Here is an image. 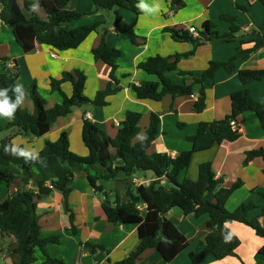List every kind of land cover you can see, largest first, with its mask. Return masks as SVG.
<instances>
[{
  "label": "trees",
  "instance_id": "trees-1",
  "mask_svg": "<svg viewBox=\"0 0 264 264\" xmlns=\"http://www.w3.org/2000/svg\"><path fill=\"white\" fill-rule=\"evenodd\" d=\"M71 1L37 0L46 15L45 19H40L34 15L30 1L23 0L20 3L18 0H0V21L10 27L14 40L23 54L32 53L37 44L59 51L75 49L90 34L98 32L100 41L91 53L95 61H101L110 68L106 86L98 90L93 98H88L83 94L85 74L79 69L63 72L59 78L49 79L50 93L57 95L59 102L46 108L45 99L38 93L35 82H32L27 95L32 102L33 111L29 112L20 107L14 119L1 127L0 131L14 129L17 135L41 138L48 133L51 124L58 118L70 114L74 107L86 104L104 107L108 105L107 97L120 91L119 79L115 73L122 52L106 41L107 28L102 27L104 22H94L74 29H68L64 25L83 16L115 8L128 10L136 15L143 14L136 7L138 0H90L93 9L88 12L68 10L67 6ZM163 1L172 13L183 6L182 0ZM258 1L264 6V0ZM238 8L243 11L247 9L244 6ZM220 19L229 24L228 31L223 34H219L215 25L208 20L197 26L192 24L190 27L194 33L190 31V27L179 25L163 27L162 32L167 33L173 42L188 43L190 49L169 56L156 54L139 61L136 68L152 76L153 80L130 83L129 88L135 98L159 102L167 95L174 98L197 94L193 110L201 113L206 107L204 82L213 79L215 72L220 68L228 73L234 72L235 64L239 60L247 58L258 49H264V32L256 30L242 32L235 16L223 14ZM121 20L117 10L115 32L134 44L136 38L134 29L120 26ZM220 42H237L239 48L227 61H210L199 74L178 68V62L194 55L199 46ZM242 45L247 47L243 48ZM7 62V58H1L0 88H11L17 83L16 66L12 64V67H9ZM171 72H176L184 79L183 82H175L169 75ZM237 76L243 87L230 94V112L221 119L199 122L195 133L185 137L191 143V148L179 151L174 156L165 152L148 153L151 143L158 134L159 115L150 114L148 126L141 138L135 140L139 134L141 114L129 110L118 123L117 133L113 138L94 122L87 118L82 120L80 137L88 151L86 156H79L69 149L66 131H62L54 141L45 140L43 147L38 151L39 157L45 161L43 165L38 162L25 163L22 158L6 152L5 146L11 144L12 137L3 138L0 141V166L6 169L8 177H19L23 186L33 181L36 187V190L21 188L0 201V233L12 237L14 241L11 249L14 256L13 264L34 263L36 251L44 256L42 264H65L62 260L49 257L46 252L50 244L59 243L60 237L41 236L36 200L49 195L52 190L59 191L63 210L68 214L69 230L76 233L74 214L68 203L69 195L74 188L75 171L84 172L94 194L101 196V209L113 228L121 225L137 227V246L114 264H133L147 249L155 250L164 261L170 262L186 249L188 239L166 217L170 210H180L184 215L196 218L208 216L207 222L203 225L207 231L198 234L204 238V247L198 252L189 253V264H201L207 257L222 260L236 256L239 239L224 228L226 223H242L264 241V204L258 206L249 201L240 203L232 211L225 208L231 194L243 185L240 178L229 187H225L222 178L215 177L212 164L203 162L198 165L195 180L184 178L179 182L177 179L178 174L189 166L194 153L207 150L224 141L234 142L241 136L237 127L232 128L231 122L243 112H253L261 129L264 130V102L256 100L248 87L251 82L264 78V69L238 70ZM185 79L190 80V83H186ZM65 83L70 84V94L65 93L62 88ZM9 95L13 94L9 92ZM110 149H114L115 157L121 159L120 166L113 165ZM256 158L264 159V147L245 151L243 165ZM147 171L153 174L154 179L147 185H135L132 181L134 175ZM261 173L264 175V169ZM119 176H122L120 181L125 185L114 186L109 190L107 184L116 181ZM119 191L122 192L121 196ZM110 194H113L111 198ZM207 194H212L214 201L208 200ZM258 194L264 198V190L258 191ZM252 212L256 214L249 217ZM82 245L89 254L103 249L100 244L91 242H84ZM258 253L264 256V243L258 249Z\"/></svg>",
  "mask_w": 264,
  "mask_h": 264
},
{
  "label": "crops",
  "instance_id": "crops-1",
  "mask_svg": "<svg viewBox=\"0 0 264 264\" xmlns=\"http://www.w3.org/2000/svg\"><path fill=\"white\" fill-rule=\"evenodd\" d=\"M18 1L21 3L23 0ZM27 1L32 3L35 16L40 19L46 18L37 0ZM182 3L183 6L172 13L166 8L162 0L160 12L151 14L152 22L149 23L142 22V17L145 18L148 14L143 13L136 15L137 17H131L132 22L130 24L133 25L136 33L134 44L128 41L125 36L117 34L114 25L107 26L106 41L122 52L117 61L115 73L119 79L120 91L108 96V105L104 107L90 104L74 107L70 114L58 118L51 124L44 137H32L30 141L34 145L30 144V148L39 151L45 140L54 141L62 131H66L69 149L79 156H86L88 151L80 137L82 120L87 118L94 122L109 137L113 138L117 133V124L123 119L125 112L129 110L141 114L138 124L139 134L135 140L141 138L148 126L150 114L157 113L159 115L158 134L151 143L148 153L165 152L174 156L179 151L191 148V143L185 137L195 133L199 122L217 120L227 115L230 112V94L243 87L238 79L237 71L264 69V49H258L247 58L239 60L235 64L234 72L228 73L220 68L215 72L213 79L204 82L206 107L201 113H196L193 110V103L197 94L174 98L167 95L161 101L154 102L136 99L129 88L130 83L137 84L140 81L153 80L152 76L136 68L139 61L156 54L169 56L189 50L188 43L173 42L167 33L162 32V28L165 26L190 27L192 24L197 26L202 21L208 20L215 25L219 34H223L228 31L229 24L221 20L220 16L227 14L236 17V22L242 32L250 30L264 32V6L258 0H182ZM238 6H244L247 9L243 11ZM67 8L76 12H88L93 9V5L90 0H72ZM101 13L97 12L89 15V17L83 16L64 26L68 29H74L86 24L101 22L103 21L101 20ZM99 41L100 34L95 32L90 34L75 49L59 51L49 46L37 44L32 53L23 54L14 40L10 27L0 21V65L2 57L8 59L7 65L15 64L18 71L16 82L22 84L26 92V98L21 107L29 112L33 111L32 102L27 95L32 82H35L38 93L45 99L46 108L59 102L58 96L50 93L49 79L59 78L63 72H73L76 69L81 70L86 76L83 94L88 98H93L98 90L106 86L110 72L107 65L101 61H95L92 56L91 51L98 45ZM241 47L245 48L247 45ZM237 48H239L237 42L205 43L196 49L194 55L181 59L178 62V68L199 74L208 66L210 61H227L236 53ZM123 75H129V77L123 78ZM169 75L177 83L184 80L176 72H171ZM185 82L190 83V80L185 79ZM248 87L256 100L264 102V78L260 81L251 82ZM62 88L65 93L70 94L69 83L63 84ZM6 121L9 122L10 120L6 119ZM4 123L3 117H0V128L3 127ZM234 123L241 134L236 141H224L219 145H213L207 150L194 153L191 158V161L195 160L197 163L196 170L200 163L210 162L215 177L222 178L225 187H229L237 178L241 177L235 178L239 171L248 173V180L242 176L240 179L243 181V185L228 198L225 204L228 211L234 210L237 205L242 203V201L233 203V200L239 198L240 192L247 193L248 188H250V192L262 199V202L256 205L264 204V198L258 194V191L264 190V175L261 173L264 169V159L256 158L249 161L247 165H243L245 151L264 147V130L261 129L255 114L251 111L238 115ZM8 137H12L11 144L15 142L19 146L25 147L22 143L23 136L15 134L14 129H11ZM110 153L113 157V165L120 166L122 161L115 157L114 149H110ZM187 168L184 170H188ZM252 172L256 174L258 181L251 178L250 173ZM185 174L184 177L187 178V173ZM134 177L148 181L154 179L153 176L148 178L146 173L143 175L136 173ZM121 178L122 176H119L116 181L109 182L107 188L112 190L114 186L125 185L124 182L120 181ZM196 178L197 175L195 174L190 179ZM248 181L251 186L247 187ZM73 185L74 188L69 195L68 203L74 214L76 233L69 230L68 214L63 210L62 196L59 191L52 190L49 195L36 200L41 236L58 235L60 237L59 243L50 244L47 247L48 256L62 260L65 264H114L120 261L138 244L136 225L112 227L101 209L102 198L96 197L86 181L84 172H74ZM21 188L36 190L33 181L23 186L19 177H8L6 169L0 166V201ZM112 195L110 194V198ZM121 195L122 192L119 191V196ZM206 198L214 201L212 194H207ZM256 212L250 213L249 217L254 216ZM166 217L188 239L187 248L170 262L164 261L155 250L147 249L137 257L133 264H189V253L198 252L204 247V238L198 234L201 231H207L203 227L208 220L207 215L196 218L192 215H184L180 210H170ZM224 228L230 230L239 239L236 256L226 257L222 260L207 257L201 264H264V256L258 253V249L264 241L256 236L253 230L239 222L226 223ZM84 242L100 244L103 249L94 254H89L83 248L82 243ZM13 244L12 237L5 234L0 237V264H13L14 256L11 254ZM34 256L36 260L32 264H42L43 254L36 251Z\"/></svg>",
  "mask_w": 264,
  "mask_h": 264
},
{
  "label": "clouds",
  "instance_id": "clouds-1",
  "mask_svg": "<svg viewBox=\"0 0 264 264\" xmlns=\"http://www.w3.org/2000/svg\"><path fill=\"white\" fill-rule=\"evenodd\" d=\"M161 3L162 0H151V3H149V0H139L136 7L142 13L157 14L161 10ZM9 92L13 95L10 96ZM25 98L26 92L23 85L20 83L13 84L11 88H0V117H4L8 120L14 119L15 113L23 105ZM5 151L17 158H22L25 163L38 162L42 165L45 164L44 159L39 157V152L37 150L28 147H20L15 142L6 145Z\"/></svg>",
  "mask_w": 264,
  "mask_h": 264
},
{
  "label": "rangeland",
  "instance_id": "rangeland-1",
  "mask_svg": "<svg viewBox=\"0 0 264 264\" xmlns=\"http://www.w3.org/2000/svg\"><path fill=\"white\" fill-rule=\"evenodd\" d=\"M167 8V7H166ZM168 9V8H167ZM118 10V12L120 13V15H121V18H122V20H121V23L119 24L120 26H128V27H132L133 29H134V27H133V25L132 24H130L131 22H132V18L131 17H135L136 16V14H134V13H132V12H130V11H128V10H124V9H112V10H104V11H101L102 13V18H101V20H103V22H104V24H103V26L102 27H104V28H106L107 26H110V25H114L115 24V12ZM124 15H128L127 17L125 16L124 17ZM142 16V15H141ZM89 17V16H88ZM137 17V16H136ZM151 17V14H148L145 18H143L142 17V22L143 23H149V22H152V18H150ZM87 25V24H86ZM100 31H101V29H100ZM128 39V38H127ZM128 41H130L129 39H128ZM190 46V45H189ZM190 49V48H189ZM3 121L5 122L4 124H3V126L4 125H6L7 124V121H6V118H4L3 117ZM10 132H11V129H4V130H1L0 131V141L3 139V138H5V137H8L9 136V134H10ZM32 137L31 136H23L22 137V143L24 144V146L25 147H28V148H30V146L32 145V143H31V141H30V139H31ZM30 142V143H27V142ZM31 144V145H30ZM34 145V144H33ZM32 145V146H33ZM244 157H245V153H244ZM196 166H197V163H196V161L195 160H193V161H191V163L189 164V166H188V170H184L183 172H180L179 174H178V176H177V179H178V181L179 182H181L185 177V173H187V178L188 179H190V178H193L194 176H195V174L197 175V170H196ZM196 172V173H195ZM146 174H147V177L149 178V177H152L153 176V174L150 172V171H147L146 172ZM248 174V173H247ZM247 174H245V173H243L242 171L240 172H238V174H236V177L235 178H237V177H242V176H244V177H246V180H248V178H247ZM141 175H143V173H141ZM250 176H251V178L252 179H256V181H258V179L256 178V174L254 173V172H252V173H250ZM190 177V178H189ZM240 177V178H241ZM190 180H192V179H190ZM195 180V179H194ZM235 180V179H234ZM249 182V181H248ZM246 186L248 187V186H251V183L249 182V183H246ZM254 186V185H253ZM259 186V185H258ZM250 190V188H248V191H247V193L245 192H240V196H239V198H235L234 200H233V203H235V202H240V201H242V202H253V203H255V204H260L261 202H262V199L258 196V195H256V194H253V192H250L249 191ZM249 192V193H248ZM96 195V197H98V198H100L101 196L99 195V194H95ZM260 206H262V204L260 205Z\"/></svg>",
  "mask_w": 264,
  "mask_h": 264
},
{
  "label": "built area",
  "instance_id": "built-area-1",
  "mask_svg": "<svg viewBox=\"0 0 264 264\" xmlns=\"http://www.w3.org/2000/svg\"><path fill=\"white\" fill-rule=\"evenodd\" d=\"M190 31L194 33V30H193L192 27H190ZM8 66H9V67H12V64L10 63ZM231 125H232V128H236V125H235L234 121L231 122ZM117 126H118V124H117ZM132 181H133V183H134L135 185H140V184L147 185V184L150 182V181L145 180V179H143V178L139 179V178H135V177H133ZM142 207H143V206H138V208H142ZM2 235H3V233H0V237H1Z\"/></svg>",
  "mask_w": 264,
  "mask_h": 264
},
{
  "label": "water",
  "instance_id": "water-1",
  "mask_svg": "<svg viewBox=\"0 0 264 264\" xmlns=\"http://www.w3.org/2000/svg\"><path fill=\"white\" fill-rule=\"evenodd\" d=\"M169 185L172 186V187H175V185H173L172 183H169Z\"/></svg>",
  "mask_w": 264,
  "mask_h": 264
}]
</instances>
